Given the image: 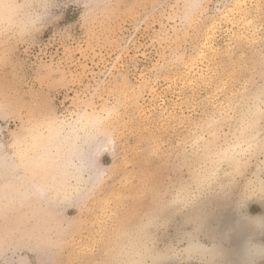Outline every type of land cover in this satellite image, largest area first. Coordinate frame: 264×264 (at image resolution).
Masks as SVG:
<instances>
[{"label": "rangeland", "instance_id": "1", "mask_svg": "<svg viewBox=\"0 0 264 264\" xmlns=\"http://www.w3.org/2000/svg\"><path fill=\"white\" fill-rule=\"evenodd\" d=\"M70 125L112 138L104 179L81 205L59 197L58 225L4 199L6 259L144 264L188 232L218 241L230 205L264 206V0H0L2 154Z\"/></svg>", "mask_w": 264, "mask_h": 264}, {"label": "bare ground", "instance_id": "2", "mask_svg": "<svg viewBox=\"0 0 264 264\" xmlns=\"http://www.w3.org/2000/svg\"><path fill=\"white\" fill-rule=\"evenodd\" d=\"M79 131L81 129L74 125L51 128L49 135L43 140V148H38L37 150L40 151L20 161L2 154L0 148V209L4 206V199L7 198L10 201L9 204H15L18 208L30 207V212L39 214L40 221L58 225L66 218L63 211L66 208L62 207L61 210L58 206L59 197H63V202L69 206H78L86 202L93 190L101 185L104 179L105 174L100 166V156L113 141L105 135L99 138L100 133L97 130L83 131V133ZM33 169L36 172H33ZM254 178L257 182L256 193L263 194L264 190L261 185L264 178L259 174H256ZM204 206V208L203 206L198 207L195 220L198 222L197 229L204 230L203 236L211 239L209 230L213 213L207 212L206 205ZM238 208L237 206L234 209L233 205H230L228 211L225 212L218 241L207 244L199 234L193 231L188 232L184 236L183 246L176 250L169 246L164 250L146 246L141 256L142 262L144 261V264H149V262L150 264L168 262L179 264L183 260H197L201 264L217 262L220 264H257L258 258L262 256L263 247L250 240V227L256 228L262 224L263 220L256 217L248 218V223L247 218L241 214L239 218H236L239 213ZM4 245L6 241L0 239V260H5L3 264L29 263L28 256L20 258L18 262L6 259L5 254L7 253L3 249ZM36 247L39 248V244H36ZM34 250L33 252L36 251ZM11 255L13 256L12 252ZM146 260H149L148 263Z\"/></svg>", "mask_w": 264, "mask_h": 264}, {"label": "crops", "instance_id": "3", "mask_svg": "<svg viewBox=\"0 0 264 264\" xmlns=\"http://www.w3.org/2000/svg\"><path fill=\"white\" fill-rule=\"evenodd\" d=\"M244 217L247 218L246 222L249 223V219L248 218H262L263 222L262 224H260L259 226H257L256 228L254 226L250 227V231H251V237L252 235L254 237H250V240L252 242L255 243H259L262 247H263V253L262 256L260 255V257L258 258V262L257 264H264V206L263 204L260 202L259 199H256L252 202V204H247L244 208ZM255 228V229H254ZM256 234V235H254ZM249 238V236H248Z\"/></svg>", "mask_w": 264, "mask_h": 264}, {"label": "snow or ice", "instance_id": "4", "mask_svg": "<svg viewBox=\"0 0 264 264\" xmlns=\"http://www.w3.org/2000/svg\"><path fill=\"white\" fill-rule=\"evenodd\" d=\"M261 188L262 190H264V182H262Z\"/></svg>", "mask_w": 264, "mask_h": 264}]
</instances>
